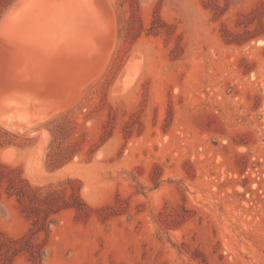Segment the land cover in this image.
I'll list each match as a JSON object with an SVG mask.
<instances>
[{
	"label": "rangeland",
	"instance_id": "rangeland-1",
	"mask_svg": "<svg viewBox=\"0 0 264 264\" xmlns=\"http://www.w3.org/2000/svg\"><path fill=\"white\" fill-rule=\"evenodd\" d=\"M106 2L62 108L6 104L0 264H264V0Z\"/></svg>",
	"mask_w": 264,
	"mask_h": 264
},
{
	"label": "bare ground",
	"instance_id": "bare-ground-1",
	"mask_svg": "<svg viewBox=\"0 0 264 264\" xmlns=\"http://www.w3.org/2000/svg\"><path fill=\"white\" fill-rule=\"evenodd\" d=\"M109 23L104 0H17L0 20V122L9 121L6 104L43 108L40 119L57 113L59 97L95 62Z\"/></svg>",
	"mask_w": 264,
	"mask_h": 264
},
{
	"label": "trees",
	"instance_id": "trees-1",
	"mask_svg": "<svg viewBox=\"0 0 264 264\" xmlns=\"http://www.w3.org/2000/svg\"><path fill=\"white\" fill-rule=\"evenodd\" d=\"M12 1L14 0H5L3 6L7 7ZM72 207H74L75 209H79L78 205H72Z\"/></svg>",
	"mask_w": 264,
	"mask_h": 264
},
{
	"label": "water",
	"instance_id": "water-1",
	"mask_svg": "<svg viewBox=\"0 0 264 264\" xmlns=\"http://www.w3.org/2000/svg\"><path fill=\"white\" fill-rule=\"evenodd\" d=\"M63 2H65V3L67 2L68 4H71V2H73V0H63ZM104 2L106 3V0H104Z\"/></svg>",
	"mask_w": 264,
	"mask_h": 264
}]
</instances>
